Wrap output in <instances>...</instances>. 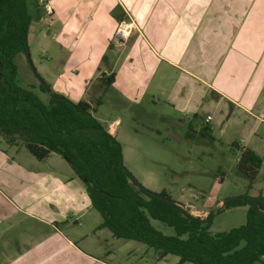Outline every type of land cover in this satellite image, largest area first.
<instances>
[{
  "label": "crops",
  "instance_id": "1",
  "mask_svg": "<svg viewBox=\"0 0 264 264\" xmlns=\"http://www.w3.org/2000/svg\"><path fill=\"white\" fill-rule=\"evenodd\" d=\"M49 1L51 15L29 0V46L41 44L54 68L31 73L28 55L19 53L23 87L36 86L47 102L39 74L75 101L96 106L110 93L114 108L133 120L162 117L172 129L192 131L186 118L200 117L207 130L219 125L221 136L234 127L231 140L264 158V0ZM112 73L110 85L100 80ZM96 112L123 145L121 118ZM21 149L0 139V264H171V254L126 246L128 239L100 227L85 182L61 154L39 160ZM178 202L201 218L209 213Z\"/></svg>",
  "mask_w": 264,
  "mask_h": 264
},
{
  "label": "trees",
  "instance_id": "2",
  "mask_svg": "<svg viewBox=\"0 0 264 264\" xmlns=\"http://www.w3.org/2000/svg\"><path fill=\"white\" fill-rule=\"evenodd\" d=\"M32 15L29 0H0V135L9 144L24 143L39 160L61 154L86 184L93 206L100 212V227L117 238L142 242L160 257L176 255L177 264H254L264 257V192L225 200L223 207L246 205V223L214 233V211L205 218L192 214L166 191L145 187L124 162L123 145L105 122L95 116L102 104L75 101L54 91L48 83L35 90L19 81L15 58L29 56ZM34 67V66H33ZM115 73L100 80L113 83ZM208 129V128H206ZM238 152L236 169L250 187L259 177L264 159L253 149L233 142ZM152 220L173 227L174 235L158 230Z\"/></svg>",
  "mask_w": 264,
  "mask_h": 264
},
{
  "label": "rangeland",
  "instance_id": "3",
  "mask_svg": "<svg viewBox=\"0 0 264 264\" xmlns=\"http://www.w3.org/2000/svg\"><path fill=\"white\" fill-rule=\"evenodd\" d=\"M42 48L41 44L31 45L29 66L27 65L31 73H34L35 69L38 70V67L42 72L44 67L51 72L54 68V63ZM17 63L20 65V60ZM19 72L20 81L25 83V68L20 66ZM43 77L46 80L52 79L50 73ZM104 95L109 101L103 103L96 114L107 121L109 119L112 121L118 116L121 118L119 131L125 149L124 162L139 182L155 192L166 191L173 199L191 203L199 210L214 211L211 226L214 233L228 231L246 223L248 210L246 205L222 206L229 198L247 193L254 195L264 189V182L261 180L264 176V165L252 187L246 177L238 174L236 165L239 154L231 148L235 140L230 138L237 128L230 127L228 135L221 136L219 125L216 130H207L205 121L198 117L186 118V121L193 124L192 131L187 127L177 126L175 133L171 124L162 117L146 120L140 116L138 121L133 120L128 110L120 112L114 108L115 104L110 102V93ZM213 125L215 128L214 122ZM0 139L3 140V136L0 135ZM17 145L22 147L21 150L27 156H31L24 143L20 142ZM34 160L38 162L36 158ZM152 223L166 235L175 234L173 227L159 220H152ZM126 241L128 242L126 246H143L141 245L143 243L138 241ZM169 258L171 264H174L178 257L170 255ZM254 264H264V258L263 262L257 261Z\"/></svg>",
  "mask_w": 264,
  "mask_h": 264
},
{
  "label": "built area",
  "instance_id": "4",
  "mask_svg": "<svg viewBox=\"0 0 264 264\" xmlns=\"http://www.w3.org/2000/svg\"><path fill=\"white\" fill-rule=\"evenodd\" d=\"M40 3L43 4V6H44V8H45V11H46L49 15L53 14V12H54V8H53V5H52L51 1H49V0H40ZM118 35H119V36H122V35H123V31L118 32ZM210 118H211L210 115L207 116V121H208Z\"/></svg>",
  "mask_w": 264,
  "mask_h": 264
},
{
  "label": "water",
  "instance_id": "5",
  "mask_svg": "<svg viewBox=\"0 0 264 264\" xmlns=\"http://www.w3.org/2000/svg\"><path fill=\"white\" fill-rule=\"evenodd\" d=\"M38 76H39V78H40V80H41V82L43 83V84H45V83H47L39 74H38ZM176 128H174L173 129V131L176 133V130H175ZM161 197L162 198H164V199H166V200H169L170 202H176V203H179L177 200H175V199H173V198H168V197H165V196H162L161 195ZM180 204V203H179Z\"/></svg>",
  "mask_w": 264,
  "mask_h": 264
}]
</instances>
